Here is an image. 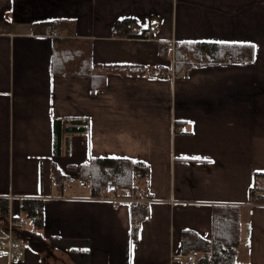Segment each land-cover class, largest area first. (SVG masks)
Listing matches in <instances>:
<instances>
[{
	"label": "crops",
	"instance_id": "crops-1",
	"mask_svg": "<svg viewBox=\"0 0 264 264\" xmlns=\"http://www.w3.org/2000/svg\"><path fill=\"white\" fill-rule=\"evenodd\" d=\"M122 20L146 35L116 37ZM183 43L230 46L226 55L247 61L175 72ZM64 50L73 69L87 54L139 69L54 73ZM74 120L87 130H66ZM96 159L148 166L141 228L129 203L95 193ZM254 174H264V0H0V244L9 218L25 223L12 240L20 256L1 248L0 264H185L195 249L184 251V232L211 241L217 208L238 213L235 263L264 264ZM24 199L43 202L40 230L20 211Z\"/></svg>",
	"mask_w": 264,
	"mask_h": 264
},
{
	"label": "trees",
	"instance_id": "trees-1",
	"mask_svg": "<svg viewBox=\"0 0 264 264\" xmlns=\"http://www.w3.org/2000/svg\"><path fill=\"white\" fill-rule=\"evenodd\" d=\"M113 32L116 37L122 38H140L146 34L137 32V25L134 21L122 20L117 21L113 26ZM223 47V48H222ZM239 54L245 55L250 53V48L238 47ZM236 49L230 46H218L212 44H176L174 49L175 72L177 68H186L185 73L192 67L191 62H201L203 53L206 52L213 62H219L224 59L227 53L233 52ZM237 50V51H238ZM54 54L52 69L54 73H71V74H91L92 71L99 70L102 72H119L125 73L127 70H135L130 67H101L93 65L90 60V55L87 54L79 61V66L70 68L67 66V51H63L62 59ZM235 56V53H233ZM185 55V57H184ZM246 57V55H245ZM243 57V61L247 59ZM212 62V63H213ZM137 68L135 71H137ZM140 72H146L140 68ZM66 130L69 132L83 133L87 130V123L80 120L71 122V126ZM90 177L95 193H98L100 186L107 181H111L118 188L134 191L136 188H146L145 184L149 178V168L144 163L133 162L128 159H96L90 164ZM88 169V171L90 170ZM57 174V171L54 170ZM57 183L61 185V178L57 175ZM249 201L256 204H264V174H254L251 189L249 191ZM253 202V203H254ZM132 214H138V209L131 206ZM146 207L143 214H146ZM20 211L28 219L35 230H40L43 226V202L38 199H24L20 204ZM8 212V203L6 200H0V215L5 216ZM143 218V215L139 216ZM183 247L187 252L190 249H195L200 253L198 264H236L234 261L236 249L238 245V213L236 209L217 208L214 212L213 235L211 241H206L198 238L191 232H184Z\"/></svg>",
	"mask_w": 264,
	"mask_h": 264
},
{
	"label": "built area",
	"instance_id": "built-area-1",
	"mask_svg": "<svg viewBox=\"0 0 264 264\" xmlns=\"http://www.w3.org/2000/svg\"><path fill=\"white\" fill-rule=\"evenodd\" d=\"M55 32V31H54ZM56 33V32H55ZM148 36H150V33H148ZM185 57V55H184ZM203 58L207 61V63H212L213 61L208 56L206 52L203 53ZM243 62V58L240 56H233L231 54H228L224 57V59L221 61V63L225 64H240ZM179 133H184L185 129L183 127L178 128L177 130ZM91 177H88V182H90ZM73 180L68 177H64L62 180L63 184L71 183ZM118 191L117 186L112 183L111 181H107L104 185L99 187V198L105 199L107 201H110L112 203H119V202H125L129 203L134 208L138 209V214L134 217V226L136 228H141L142 221L140 220V215L143 214L144 208L149 203V197L146 189L144 188H136L134 191L130 192V194L124 198V200H119L115 198H110L113 194H116ZM25 225L24 221L15 220L13 221L11 218L8 220V226L5 230V235L3 237V240L6 241V243L0 244V249H7L9 254H12V256L18 257L20 256L21 251V245L18 243H14L13 235L17 229L23 228ZM200 257V253L196 250H190L186 254L183 255L184 263L185 264H198V260Z\"/></svg>",
	"mask_w": 264,
	"mask_h": 264
},
{
	"label": "snow or ice",
	"instance_id": "snow-or-ice-1",
	"mask_svg": "<svg viewBox=\"0 0 264 264\" xmlns=\"http://www.w3.org/2000/svg\"><path fill=\"white\" fill-rule=\"evenodd\" d=\"M254 47V46H253ZM195 159H199L198 157L195 158ZM249 228H251V226H249ZM250 243V242H249ZM131 250H132V253L134 255V250H135V244H131Z\"/></svg>",
	"mask_w": 264,
	"mask_h": 264
},
{
	"label": "rangeland",
	"instance_id": "rangeland-1",
	"mask_svg": "<svg viewBox=\"0 0 264 264\" xmlns=\"http://www.w3.org/2000/svg\"><path fill=\"white\" fill-rule=\"evenodd\" d=\"M254 202V201H253ZM256 202H254V204H255Z\"/></svg>",
	"mask_w": 264,
	"mask_h": 264
}]
</instances>
